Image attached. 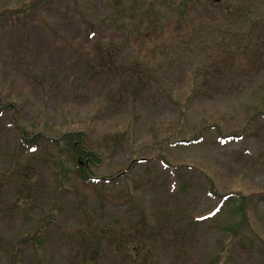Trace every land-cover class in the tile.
<instances>
[{
  "label": "rangeland",
  "instance_id": "rangeland-1",
  "mask_svg": "<svg viewBox=\"0 0 264 264\" xmlns=\"http://www.w3.org/2000/svg\"><path fill=\"white\" fill-rule=\"evenodd\" d=\"M1 105L0 264H264V0H0Z\"/></svg>",
  "mask_w": 264,
  "mask_h": 264
},
{
  "label": "trees",
  "instance_id": "trees-1",
  "mask_svg": "<svg viewBox=\"0 0 264 264\" xmlns=\"http://www.w3.org/2000/svg\"><path fill=\"white\" fill-rule=\"evenodd\" d=\"M184 3V2H183ZM11 105V104H10ZM8 106V105H1L0 106V110H3L4 107H6L7 109H9L12 106ZM22 136H24V133H21ZM37 137V136H36ZM62 138L60 139V141H63L61 143H64L63 147H58V153H60V155L58 157L55 158V163L56 164H60L61 167V171L64 172H71V176L73 178H79L81 179V182L88 184L91 182H96L94 180H96V177L93 176H89L88 172L85 171V167L84 165H82L79 160L81 158H86V157H92L94 160V154L91 151H87L86 149H84L82 147V140L84 139L83 134L80 131L74 132V133H64L62 136ZM234 137H238L237 135L234 134H230V135H219L218 139L221 143L232 139ZM39 139H41L40 141H38ZM46 139V140H45ZM43 141L45 142V144L47 143V141L49 142H54V139L51 138H40L39 136L37 137V139H34L32 137L29 138H24L22 137L21 140L19 141V153L21 155H29V154H34V152H36L40 145L39 143ZM59 142V140L57 141V143ZM47 145V144H46ZM67 148V150H66ZM159 159L161 160L162 163L166 164V161L164 160L163 157H159ZM66 163H70L72 164V168H70L69 170H65L63 165ZM98 179H102V178H98ZM99 180V182H100ZM216 199H218L217 201V205L215 210L208 214L206 217L210 218L211 216L215 215L217 212H219L224 206H227L228 203H230L233 198H235V196H237V194L235 195L234 193H225L222 195H217V193H215L214 191H209ZM202 218H196V220H201ZM37 244V239H35V237H31L28 240H25L22 245L18 244V245H14L13 249L16 251L18 250L19 252H21V250L24 249V247H26L28 244ZM139 248H136V250H138ZM140 254V251L138 252ZM92 264V263H91ZM93 264H97L96 261H93Z\"/></svg>",
  "mask_w": 264,
  "mask_h": 264
}]
</instances>
